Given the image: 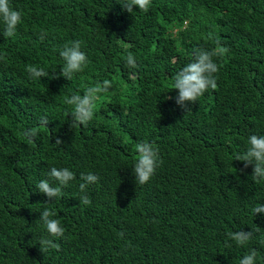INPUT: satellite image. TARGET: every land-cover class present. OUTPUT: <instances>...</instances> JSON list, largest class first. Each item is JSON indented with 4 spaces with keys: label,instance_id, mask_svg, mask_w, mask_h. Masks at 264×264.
Segmentation results:
<instances>
[{
    "label": "trees",
    "instance_id": "1",
    "mask_svg": "<svg viewBox=\"0 0 264 264\" xmlns=\"http://www.w3.org/2000/svg\"><path fill=\"white\" fill-rule=\"evenodd\" d=\"M121 2L9 0L22 22L10 38L0 25V264H239L253 249L264 264V213L252 212L264 205V182L234 159L264 135V0H152L133 14ZM209 33L230 51L213 58L217 88L186 112L171 77L194 49L216 47ZM75 40L88 65L69 81L59 52ZM28 66L48 76L30 79ZM105 79L112 88L92 119L71 128L65 100ZM141 141L163 161L144 185L132 171ZM52 167L75 179L48 201L37 185ZM82 173L99 177L86 193ZM45 207L65 233L59 250L42 253ZM238 231L253 232L246 246L228 238Z\"/></svg>",
    "mask_w": 264,
    "mask_h": 264
},
{
    "label": "clouds",
    "instance_id": "2",
    "mask_svg": "<svg viewBox=\"0 0 264 264\" xmlns=\"http://www.w3.org/2000/svg\"><path fill=\"white\" fill-rule=\"evenodd\" d=\"M152 0H122L120 3L125 11L133 14L134 8H138L139 12H148ZM22 22V13L14 10L9 0H0V25L3 26V36L5 38L14 37L17 27ZM45 34H41V39ZM208 39L212 40L216 47L212 50L196 48L193 50V61L183 67L178 73L171 77L170 87L178 91V96L175 98L176 103L184 108L186 112L191 111L190 107L186 106V102L195 104L198 99L209 89L217 88V80L215 73L219 71L217 63L214 62V57L218 55H226L229 53V48L223 47L219 37L212 33L208 34ZM82 42L79 40L72 41L60 50L59 55L63 60V66L60 69V75L71 81L75 74L81 73L88 65L86 54L81 51ZM126 66L135 68L137 66L134 55L129 52L126 57ZM26 72L30 79L47 77L48 73L42 67L28 66ZM112 88V82L105 79L102 83L97 82L93 86H87L83 95L73 94L65 100V103L71 106V122L70 127L76 128L81 125L86 126L93 117L95 102L100 98V94H107ZM172 99V97H167ZM49 123L47 117L40 118V125L46 127ZM37 135L36 129L25 130L23 136L29 143H32ZM62 141L56 139V145H60ZM136 156L134 166L132 168L136 184H147L156 169L163 163L159 156V148L147 141L138 142L135 145ZM235 161L243 162L244 169L252 166L253 171L251 178L253 182L259 184L264 182V135H251L248 138V146L243 154H236ZM243 171V170H242ZM48 179L41 180L37 185L39 193L44 194L48 201L59 197L62 193V188L67 187L69 182L75 179V174L68 168L57 169L52 167L46 174ZM79 189L81 193H86L89 185L97 183L99 177L92 174H81ZM55 182V185L53 183ZM80 203L89 205L90 198L87 195H81ZM253 214L264 213V205H257L252 209ZM55 212L48 207H45L41 213L37 223H42L48 236L40 239V252L46 253L50 249L59 250L60 245L54 243V239H59L64 236L65 229L61 226L58 219L53 218ZM121 235H123L121 233ZM228 238L235 242L237 246H246L253 238V232H230ZM230 246V245H229ZM258 253L256 250H251L246 253L240 260L239 264H255Z\"/></svg>",
    "mask_w": 264,
    "mask_h": 264
}]
</instances>
